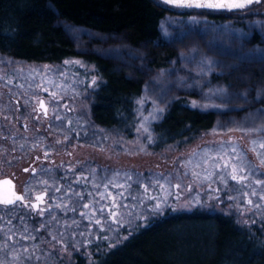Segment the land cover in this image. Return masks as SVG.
I'll return each instance as SVG.
<instances>
[{"label": "trees", "instance_id": "1", "mask_svg": "<svg viewBox=\"0 0 264 264\" xmlns=\"http://www.w3.org/2000/svg\"><path fill=\"white\" fill-rule=\"evenodd\" d=\"M110 35L125 38L126 57L107 56ZM68 57H83L103 76L91 107L103 133H133L136 116L149 115L144 159L127 165L131 177L172 178L203 148L229 144L264 165L255 150L264 139V0L220 12L160 0H0V65ZM149 210L145 226L93 261L77 251L72 261L53 248L48 264H264L255 211L250 227L236 213L199 203L173 214Z\"/></svg>", "mask_w": 264, "mask_h": 264}, {"label": "rangeland", "instance_id": "2", "mask_svg": "<svg viewBox=\"0 0 264 264\" xmlns=\"http://www.w3.org/2000/svg\"><path fill=\"white\" fill-rule=\"evenodd\" d=\"M103 43L109 49L108 57L122 59L127 56L123 49L126 40L122 35H110ZM12 68L0 65V113L10 115L13 134H16L12 144L15 151L20 149L19 140L23 135L20 122L25 119L34 130L33 134V130H29L30 141L38 140L40 134L35 132L34 116L41 99L63 118L55 122L51 135L54 132L62 137L72 134L65 125L66 119L74 123L75 131L80 133L89 127L93 93L104 81L94 63L83 57H68L56 64L25 63ZM17 74L21 77L19 83L9 84L8 81H13ZM147 102L149 99L141 105L145 106ZM16 114L20 115L17 117ZM136 119L133 133L108 136L104 141L108 143L101 149L103 154L97 153V147L82 145L78 154L87 156L88 160L80 163L79 168L66 165L64 177H60L57 169L50 167L24 186L28 196L43 184L49 193L50 209L38 222H42L38 228L28 221H17L15 209L0 208V264H48L53 248L59 249L63 258L69 254L68 259L75 261L77 251L91 262L98 252L119 246L136 229L145 226L151 218L149 209L157 206L173 214L199 203L236 213L250 227L252 221L247 215L255 211L257 221L253 224L258 223L264 237V165L258 168L240 147L229 144L203 148L172 178L142 173L131 177L127 165L144 159L142 149L150 134L149 115H137ZM49 138H45L48 145ZM84 139L91 142L88 136ZM92 142L101 144L95 136ZM261 145H264V139H258L255 150L264 163ZM233 156H236V162L232 160ZM107 158L112 160L107 161ZM233 175L237 179H233ZM85 184L90 191L86 190ZM42 227L50 234L48 237L40 232ZM42 242L49 248H44ZM33 256L39 259L34 261Z\"/></svg>", "mask_w": 264, "mask_h": 264}, {"label": "flooded vegetation", "instance_id": "3", "mask_svg": "<svg viewBox=\"0 0 264 264\" xmlns=\"http://www.w3.org/2000/svg\"><path fill=\"white\" fill-rule=\"evenodd\" d=\"M27 114L28 113H25V115ZM16 115L18 117L20 114ZM59 118L63 119L58 116L56 111H53L50 106H48L47 114L38 107L34 116V122L37 123L35 132L40 134L38 140L34 142L35 144L30 141L34 130L31 128L27 119H25L20 122L23 134L19 140L20 149H16L15 151L12 144L16 134H13V131L15 130L10 122V115H2L0 113V148H2L0 150V170H3L0 173V179L5 178L6 176L11 177L15 181L16 190L21 192L24 197L23 201H18L15 205H0V208L15 209V218L17 221H28L34 228H38L39 225L42 224V222H38L41 221L43 215H46L49 212V193L43 184L40 188L32 190L31 194L28 196L24 186H28L29 182L34 180V177L38 176L39 173H42L44 169L48 170L50 167L57 169V173L60 177H64V168H66V165L70 164L79 168L80 163L88 160L87 156L78 154V150L82 145H88L90 147L92 145V147H97L99 148L97 153L103 154L101 151V149H103V144H100V142L99 144L92 142V138L95 136L96 139L101 140V143H104L108 138L107 133L105 134L101 129L97 128L96 124H94V120H92L88 128L80 133L79 131H75L74 123L66 119L64 121L65 125L69 130L71 129L70 132H72L73 135L71 133V135L64 134L62 137V134L55 132L51 135L50 132L53 130V125ZM29 130H33L31 135ZM49 136L50 141L48 145L46 144L45 138ZM85 136H88V138L91 139V142L85 140ZM12 157L15 158L13 159ZM12 162L13 164L11 165ZM121 166H123V163H121ZM25 169H28V171H25ZM86 190L90 191L91 189L86 187ZM44 191L47 192L45 203H41L38 208L31 207V205L35 204L37 201V196ZM41 210H43L42 213ZM37 217H39L38 222H36Z\"/></svg>", "mask_w": 264, "mask_h": 264}, {"label": "snow or ice", "instance_id": "4", "mask_svg": "<svg viewBox=\"0 0 264 264\" xmlns=\"http://www.w3.org/2000/svg\"><path fill=\"white\" fill-rule=\"evenodd\" d=\"M169 2H175L178 6L181 7H196V8H209V9H243L253 3V0H238V2H231V3H224V2H212V0H205V2L201 3L198 2V0H169ZM256 2H259V0H256ZM206 63H210L208 61H205ZM211 70V69H209ZM219 91H223L222 89ZM246 95V94H242ZM41 106H43V102H41ZM45 114H47L45 110ZM264 147V145H261ZM25 171H28V169H25ZM235 171V169H234ZM233 179H237L235 175L232 176ZM5 184H10V181H4ZM38 201H43V197L38 196L36 198ZM23 196H16L13 193L12 198L5 197L4 199H0V204L2 205H15L18 201H23ZM251 203V201H249ZM59 207V205H57ZM31 207L36 208L37 205L33 204ZM43 210H41L42 213ZM99 223V221H97ZM35 259H39V257H35Z\"/></svg>", "mask_w": 264, "mask_h": 264}, {"label": "water", "instance_id": "5", "mask_svg": "<svg viewBox=\"0 0 264 264\" xmlns=\"http://www.w3.org/2000/svg\"><path fill=\"white\" fill-rule=\"evenodd\" d=\"M163 4L167 5V6H170V7H177V8H180V9H183V10H194V11H197V10H205V11H213V12H220V11H231V10H238V9H231V10H228V9H209V8H196V7H181V6H178L177 3L175 2H169V0H160ZM262 0H259V2H261ZM198 2H205V0H198ZM212 2H224V3H231V2H238V0H212ZM259 2H256V0H253V3H251L250 5H248L247 7H250L252 6L253 4L255 3H259ZM246 8V7H245ZM239 10H242V9H239ZM41 102H43V106H41V102L40 104L38 105V107L45 111L46 112L48 111V105L46 104V100L44 99H41L40 100ZM4 181H10L11 183L10 184H5ZM13 193L16 195V196H23L21 192L17 191L16 188H15V181L9 177V176H6L5 178H1L0 179V199H4L5 197L7 198H12L13 196ZM38 196H41L43 197V201H36L35 202V205H37L36 208L39 207V205L42 203H45V198L47 196V192L44 191V192H41ZM37 196V197H38ZM18 203V202H17ZM2 205V204H0ZM4 206H7V205H4ZM10 206V205H8Z\"/></svg>", "mask_w": 264, "mask_h": 264}]
</instances>
